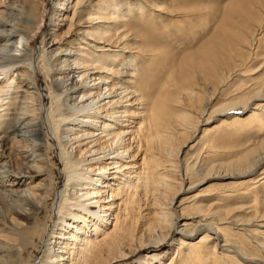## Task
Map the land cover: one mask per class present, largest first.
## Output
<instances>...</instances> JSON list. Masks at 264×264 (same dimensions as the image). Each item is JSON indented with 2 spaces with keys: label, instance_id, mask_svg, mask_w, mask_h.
Returning <instances> with one entry per match:
<instances>
[{
  "label": "bare ground",
  "instance_id": "6f19581e",
  "mask_svg": "<svg viewBox=\"0 0 264 264\" xmlns=\"http://www.w3.org/2000/svg\"><path fill=\"white\" fill-rule=\"evenodd\" d=\"M46 1L32 49L0 0V264H264V0Z\"/></svg>",
  "mask_w": 264,
  "mask_h": 264
},
{
  "label": "rangeland",
  "instance_id": "374dc122",
  "mask_svg": "<svg viewBox=\"0 0 264 264\" xmlns=\"http://www.w3.org/2000/svg\"><path fill=\"white\" fill-rule=\"evenodd\" d=\"M231 1H233V0H220V1H218V2H221V3H227V2H231ZM156 3H161V5L164 7V9H168L170 6H169V4H166V2H156ZM49 6H51L50 5V1L49 2H47L46 0H45V2L43 3V6H42V14H43V16L44 17H42V19L40 20V22H38L39 23V26H38V29L35 31V33L33 34V36L31 37L33 40H32V42L30 43V47L32 48V49H34V48H36V47H38L39 46V44H40V40H41V37L43 36V34L45 33V27H46V23H47V21H46V19H47V17H48V15H49ZM46 8V9H45ZM45 11V12H44ZM46 17V18H45ZM202 21V20H201ZM193 23H195L194 25H193V27H197V26H199V25H206V23H208V27H205V29H203L202 31H201V34H200V37L198 36L197 38H196V41L197 40H200V39H202V38H206L205 36H207V34H208V32L210 31V28L212 27V26H210V21H209V19H208V22H205V21H202L201 23H199V22H196V21H194ZM207 26V25H206ZM252 26V24L249 26V27H251ZM263 25H262V17L260 16V19L258 20V23H255V25L254 26H252V29H251V31L253 30L254 32H256V38L257 39H260V41H262L263 40V36H264V33H263V30H260V29H258L259 27H262ZM187 30L186 31H184V33H183V39H182V37L181 38H175L176 40H179V41H181V42H179V43H183V44H181V45H177V49H178V51L179 52H182V53H184V52H189L191 49H193V48H195V46H194V44H192V43H189V44H187L186 42H185V40H188V41H190L191 42V40L193 39L192 38V36L191 37H189V38H187V36L185 35V34H187ZM248 32V31H247ZM254 34V33H253ZM200 38V39H199ZM202 41V40H201ZM169 43H171V42H169ZM184 43H186V44H184ZM197 45H198V43H197ZM243 50V51H242ZM242 53H244V55H245V57H247V55H248V51L247 50H245L244 48H242ZM181 53V54H182ZM252 53H253V51H252ZM235 59L234 60H231V63H233V64H235V63H237V62H239V61H236V59H238V58H236V57H234ZM243 62L239 65L240 67H243L245 64L246 65H248V64H252V63H254V62H256V61H252V60H248V58L247 59H245V60H242ZM258 61V60H257ZM232 65V64H231ZM246 67V66H245ZM252 73V72H251ZM228 83L230 82V81H227ZM226 82V83H227ZM239 110L237 111L238 113H241V109L240 108H238ZM242 114V113H241ZM221 119H223L222 117H220ZM220 118H215L209 125L212 127L213 125H216L218 122H219V120H220ZM220 131H221V127H220V129H219ZM254 135H255V137H254ZM250 134V139H253V140H255V139H257L258 137H261V135H256V134ZM182 144V142H179V143H177L175 146H174V148H173V150H174V152H173V155H174V157H175V155H177L178 156V150H179V147H180V145ZM230 145H232V144H230V143H228V141L227 140H224L223 142H221V143H218V144H216L215 145V147H212L211 148V151H213L214 152V154H218V157L219 156H222V157H220V158H222V159H220L219 158V162H221L222 163V161L223 162H226L227 161V159L228 158H226V156H230L231 155V153L233 152V148L230 146ZM206 149H208V147H206V148H202L201 149V151L202 150H206ZM228 154V155H227ZM176 156V157H177ZM210 156V155H209ZM224 157V158H223ZM52 158V161H56V158H55V156L53 155V157H51ZM206 160V159H205ZM229 167V169H221V170H223V171H226L227 170V172L229 173L232 169H230V166H228ZM214 173V172H213ZM54 180V182H55V188H60L61 187V185H62V182H61V179H60V177L59 178H55V179H53ZM211 187V189L212 190H214V189H216V188H218V187H222V188H227V189H230V188H233V187H235V183H233V182H229V181H223V182H218V181H214V182H212V186H210ZM210 191V190H209ZM169 196V197H168ZM167 196V198H166V201L167 202H169L170 201V199H171V196L170 195H168ZM169 199V200H168ZM172 222H173V219H171L170 217H168V216H165L164 217V220H163V223H164V226L163 227H158V228H156L155 226H152V228L150 229L149 228V230H147L146 232H143V233H140L139 235H138V238H139V242H143L144 243V245L148 242V241H150V243L148 244V245H152V244H154V243H156L155 241H151V240H155L156 238H160L161 236H164V235H166L167 233H168V229H169V227L171 226V224H172ZM153 227H155V228H153ZM161 234V235H160ZM138 238H137V240H138ZM141 238V239H140ZM161 239V238H160ZM136 240V241H137ZM162 241H166V239L165 240H162ZM139 242L137 241L136 242V244L138 245L139 244ZM135 244V245H136ZM148 245H145V246H148ZM166 246L165 247H169L170 245H171V240H167V243L165 244ZM154 249L153 248H147V249H145L144 251H142V253H147V252H152ZM138 253V252H137ZM131 256V255H130ZM134 257L135 256H133V258H131V260H133L134 259Z\"/></svg>",
  "mask_w": 264,
  "mask_h": 264
}]
</instances>
